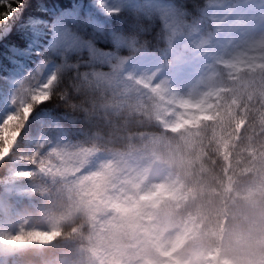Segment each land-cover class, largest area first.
<instances>
[{
	"label": "clouds",
	"instance_id": "clouds-1",
	"mask_svg": "<svg viewBox=\"0 0 264 264\" xmlns=\"http://www.w3.org/2000/svg\"><path fill=\"white\" fill-rule=\"evenodd\" d=\"M254 67L259 77L233 79L235 66L214 60L168 94L82 87L87 147L45 157L15 230L0 232L55 236L0 240V264H264V65ZM17 128L0 124L3 155Z\"/></svg>",
	"mask_w": 264,
	"mask_h": 264
},
{
	"label": "snow or ice",
	"instance_id": "snow-or-ice-1",
	"mask_svg": "<svg viewBox=\"0 0 264 264\" xmlns=\"http://www.w3.org/2000/svg\"><path fill=\"white\" fill-rule=\"evenodd\" d=\"M26 7V0H0V28L20 23L28 43L26 49L16 48L0 60V124L14 122L19 132L11 150L5 149L0 158V206L5 200L15 205L9 209L10 217L28 196L24 189L29 178L50 166L45 157L65 156L76 149L70 147L68 125L83 123L75 103L82 87L115 95L135 85L168 94L171 79L193 53L206 66L214 60L251 64L245 54L253 53L256 64L264 65V38L233 39L223 51L215 50L222 37L241 30L234 21V0H206L208 13L199 24L187 16L159 13L154 46L153 40L143 37L156 27V15L146 19L136 0H91L82 15L75 14L66 23L41 21L35 30L22 23L20 13ZM113 20L120 21L115 28ZM69 100L70 107H62ZM83 135L79 127L76 138ZM30 234L21 230L0 240L26 243L24 237Z\"/></svg>",
	"mask_w": 264,
	"mask_h": 264
},
{
	"label": "rangeland",
	"instance_id": "rangeland-1",
	"mask_svg": "<svg viewBox=\"0 0 264 264\" xmlns=\"http://www.w3.org/2000/svg\"><path fill=\"white\" fill-rule=\"evenodd\" d=\"M140 10L145 14L146 19L150 18L152 15H156V21L159 20V13H167L170 17L175 18L177 15L187 16V14L173 1L171 0H136ZM232 2V0H230ZM91 3V0H85V5H79L78 3H71L70 5L64 6L58 12H56L52 18H47L44 15H39L37 13H32L28 9H25L20 13L22 18V23L27 25L29 28L35 30L37 24L41 21L52 22L56 20L58 22L66 23L68 18L72 17L75 14H83L85 11V6ZM206 0H204L203 6L198 10V14L191 16L198 24L203 21V17L208 13V9L205 7ZM235 8H234V21L237 24L242 25L240 32L236 33L234 36L227 35L222 37L218 44L215 46V50L217 52L223 51L224 47H226L227 43H230L231 40L241 41L243 39H253L258 38L262 34H264V0H234ZM76 6H79L78 8ZM24 17V18H23ZM33 22L29 24V20ZM17 28L14 29L21 34V37L27 40L26 33L24 29L21 27L20 23L16 24ZM111 26L115 28L112 24ZM12 23L9 25L0 28V42H3V59L11 54V51L20 48L21 46L12 45L5 43V37L11 32ZM10 31V32H9ZM9 41V40H8ZM28 47V43L23 46V49ZM153 50L150 48V51ZM124 54H127L125 51ZM247 60H251L252 63L249 64L245 60L240 61L239 64L235 65V68L232 70V77L236 79L242 73L253 72L258 67L256 61L254 59L255 54H245ZM204 67H206L204 61L200 59L196 54H190L188 62L178 75H175L171 81L170 86L172 90L176 92H183L187 90L189 87H192L195 83L197 76L203 71ZM209 76H215V72L210 71ZM240 87L243 88L242 83ZM70 129V135L73 138L72 144L70 147L77 148L78 146L83 145L87 147L88 135L87 129H82L84 135L82 137L76 138L77 131L73 130V126L71 124L68 125ZM76 138V139H75ZM71 153V152H70ZM70 153L65 154L67 157ZM4 153H0L3 155ZM52 171H55L53 168ZM24 191L29 192V189H24ZM29 196L20 201L19 207L22 208L26 205H29ZM12 207L11 203L7 200L0 206V232L5 231H14L17 225L19 213L16 212L14 215L10 217L9 209ZM29 225H25L28 227ZM26 233H31L30 235H26L24 237L25 240L32 242L36 241L40 244H46L48 241L52 240L55 236V233L44 232V231H26Z\"/></svg>",
	"mask_w": 264,
	"mask_h": 264
},
{
	"label": "trees",
	"instance_id": "trees-1",
	"mask_svg": "<svg viewBox=\"0 0 264 264\" xmlns=\"http://www.w3.org/2000/svg\"><path fill=\"white\" fill-rule=\"evenodd\" d=\"M176 5H178L186 14L187 17L191 18V16L197 15L198 10L203 6L204 0H171ZM27 7L30 12L37 13L39 15H44L47 18H52V16L58 12L61 8H64V6L70 5L71 3H78L79 5H85V0H26ZM3 9H0L2 11ZM24 18V17H23ZM111 24L114 27H117L120 24V21H111ZM159 21H156V27L151 31L144 35L145 40H153V46L155 44L154 36L155 32L159 30ZM16 24H12V29L9 31L10 33L8 36L5 37V43L17 45V46H25L27 43V40L21 37V34L14 30L16 29ZM9 40V41H8ZM3 42H0V60H3V50L5 47H3ZM6 51V49H5ZM255 74L257 77L260 75V69H256ZM242 83L243 88L248 87L247 84ZM81 129H87V127L82 123L80 126L77 125L75 127H72L74 131H77L78 128Z\"/></svg>",
	"mask_w": 264,
	"mask_h": 264
}]
</instances>
